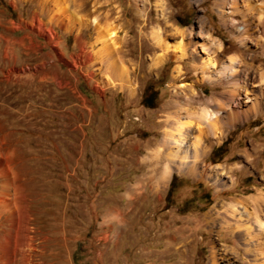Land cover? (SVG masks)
<instances>
[{
	"label": "rangeland",
	"instance_id": "rangeland-1",
	"mask_svg": "<svg viewBox=\"0 0 264 264\" xmlns=\"http://www.w3.org/2000/svg\"><path fill=\"white\" fill-rule=\"evenodd\" d=\"M159 1L0 0V264H264L244 226L222 230L226 208L264 195L263 107L231 127L218 121L223 135H204L194 174L169 164L158 184L167 161L153 156L181 83L205 99L234 90L212 88L201 62L213 54L190 37L222 42L219 68L259 49L223 24L219 9L246 20L231 0ZM180 39L181 61L165 51ZM253 57L256 72L264 58ZM245 208L239 219L254 231Z\"/></svg>",
	"mask_w": 264,
	"mask_h": 264
},
{
	"label": "bare ground",
	"instance_id": "bare-ground-1",
	"mask_svg": "<svg viewBox=\"0 0 264 264\" xmlns=\"http://www.w3.org/2000/svg\"><path fill=\"white\" fill-rule=\"evenodd\" d=\"M237 1L238 0H231L229 9H233L234 12L237 11L236 13H240L243 18H246L242 25H238L233 18L227 17V15L233 13L232 11L226 12L219 9V16L225 26L230 27L240 36L238 39L244 47L249 46L250 48L254 47L259 50L254 51L253 55L246 54L243 58L231 56L223 61L219 68V62L216 56L217 53L222 51V42L209 36L203 37L201 35H193L190 37L193 41L200 39V48L211 51V54H213L206 56L201 62V70L203 73L215 74L212 75L213 77L210 75L206 76L212 88L215 90L218 85L225 84L232 85L234 90L228 91L227 97H222V99H219L221 96L219 98L217 97L215 91L211 93L209 98L206 97L207 99H205L200 97L193 87H188L184 83H181V85L177 87V90L173 92L170 103L168 104V108L172 110L168 118V127L164 129L163 137L159 144L160 149L153 155L154 157L160 155L162 157L163 155L164 159L167 161V164L158 172L156 180L158 184H165L173 172L169 164H172V167L175 166L178 170L183 168L187 173L194 174L196 172V166H198L197 161L202 160L205 152L203 144L206 138H204V135H210L216 140L220 139L223 135L222 127L218 125V121L224 122L223 125L226 124L231 127L236 120H247L248 116L251 114H260V108H264V102H262L260 98H257L258 96H256L257 94L255 93L257 92L259 95L264 96V64H259L256 69L257 71L254 72L253 70L256 67L252 59L253 56L264 58V8L253 5V0H240L243 4L241 9H238ZM219 3L217 2L216 5L218 6ZM159 6L164 10L162 0L159 1ZM254 8L257 14H251ZM92 22H95V19H92ZM253 22H256V27L262 28L263 39L260 38L261 36H256L254 29L250 27ZM175 31L180 35L178 30ZM115 35L116 33H112L109 35V39H114ZM182 43V39H180L174 47L167 46L165 48L166 53L173 52L178 54V60L181 61L185 57L186 52L185 48L182 47ZM194 49L195 47H193V50ZM165 55L167 56V54ZM249 71H252L251 74H254L255 77L250 78L248 74ZM175 72L176 75L174 78H179L181 74V67L179 65L176 66ZM193 130L198 131L199 136L194 137L193 143L187 145V141ZM7 183L8 186H12L11 180ZM231 185L234 186L233 181H231ZM3 191L5 193L8 191L7 186H5ZM15 195L17 197V191H15ZM0 202H5L3 197L0 198ZM15 203L14 205L11 202L7 203V205H12L11 208L13 213L18 210V206L15 205ZM239 205L241 206L239 207ZM246 206L247 208L248 206H253L254 209L252 212H244L247 218L253 217V222L257 227L254 231H252V227L247 224L248 221H246V219H239L241 218L240 216H242V212H240L239 208L242 207L246 209ZM226 210L228 214H222V219L225 223L222 230L229 231L233 234L236 232L241 234L242 231L237 229H241L244 226L245 235L248 236L246 239L247 243L245 244H248V246H257L264 250V195L252 197L250 200L245 199L243 202H237L236 204L230 205ZM237 216H239L238 219H232L237 218ZM14 228L15 227H12L11 230ZM14 231V238H16L18 230L15 229ZM5 239L9 241L6 237ZM261 255L262 253H254L253 256L254 258H258L261 257Z\"/></svg>",
	"mask_w": 264,
	"mask_h": 264
}]
</instances>
